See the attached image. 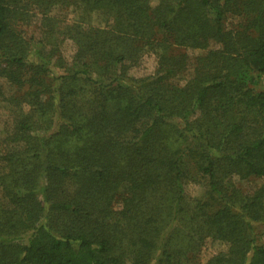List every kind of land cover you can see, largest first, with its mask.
I'll return each mask as SVG.
<instances>
[{"label": "trees", "instance_id": "trees-1", "mask_svg": "<svg viewBox=\"0 0 264 264\" xmlns=\"http://www.w3.org/2000/svg\"><path fill=\"white\" fill-rule=\"evenodd\" d=\"M262 77L264 0H0V264H264Z\"/></svg>", "mask_w": 264, "mask_h": 264}, {"label": "rangeland", "instance_id": "rangeland-1", "mask_svg": "<svg viewBox=\"0 0 264 264\" xmlns=\"http://www.w3.org/2000/svg\"><path fill=\"white\" fill-rule=\"evenodd\" d=\"M149 4L151 6H154L157 3V0H148ZM55 15L58 16H68L67 13L63 11H55ZM33 19V18H32ZM35 19L32 20L31 25L28 27L27 25H22L19 23L17 25V29L21 31L22 35L26 38H30L31 36L37 37L38 32L35 27ZM213 48H218V45H211ZM63 56L67 61L70 60L72 54H73V46L70 41H65L63 43V46L61 47ZM188 56V62H189V68H192L193 64L196 62V58L198 56H201L204 54V52L200 50H187L186 51ZM156 68V58L152 54H146L139 62V64L135 67H133L129 71V76L133 78H142L150 76L154 73ZM55 74H59L60 72L58 70H53ZM188 75H184L182 77H179L177 79L173 80L174 85H178L182 87L184 85V82L186 79L190 76V69L186 72ZM256 92L263 91L264 92V77L261 78L260 82L253 87ZM3 92L6 93L8 91L7 87H2ZM2 126L0 124V137L2 135ZM231 182L239 189H242L244 192H250L253 191L255 188L259 187L264 183V178H256L252 177L249 179H239L237 177H234L231 179ZM184 190L186 195L190 200L199 197L203 192V186L191 182H187L184 186ZM255 231L259 235L260 239L257 241L258 244H263V238H264V227L262 226H255ZM226 250V246L219 242H212L210 240H207L205 245L202 247L201 252L199 254V262L201 264H205L212 256L223 252Z\"/></svg>", "mask_w": 264, "mask_h": 264}]
</instances>
